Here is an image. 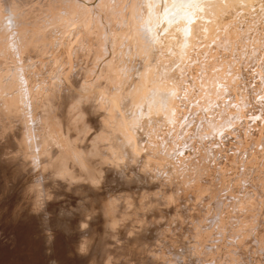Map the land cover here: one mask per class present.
I'll list each match as a JSON object with an SVG mask.
<instances>
[{
  "label": "bare ground",
  "instance_id": "6f19581e",
  "mask_svg": "<svg viewBox=\"0 0 264 264\" xmlns=\"http://www.w3.org/2000/svg\"><path fill=\"white\" fill-rule=\"evenodd\" d=\"M85 3H87L85 0H0V199L5 197L2 203L0 202V220L5 218L6 222H9V218L11 221L10 226L5 230H11L17 221L27 222L29 226L27 245L29 249L37 253V258L34 256L36 259L34 264H82L87 256L85 245L87 246L89 242L102 235L103 243L104 238H110L109 247L119 240L115 245L116 250L122 251H119L118 256H111L115 250L108 249L109 251H104L101 257L103 261L95 260L94 264H102L104 260L105 264H135V261L138 264H162V260L164 262L169 259L168 254L172 255V259L175 258L170 260L169 264H204L210 259L209 264H214V253L215 257H218L216 252L222 255L224 252L221 245L218 248V245L208 243L207 236L212 231L224 229L225 233L227 231L233 234V231L238 229L242 234L241 239L239 237L238 239L242 242L250 236L256 240L254 229H257L256 226L260 228L263 226H259L257 222L255 224V220L253 223L256 226H254L249 218L248 221L247 218H243L244 222L238 220L243 224L237 223L236 220L251 215L253 210L248 208L253 209L255 205H259L255 203L256 201L258 203L259 200L263 201L260 202L259 208L262 207V203L264 204L263 174L260 178L258 174L256 175L258 172H253L258 168L254 170V167L259 165L258 160L262 159L264 162L262 152L264 143L261 144L264 128L258 129L256 123L259 117L255 115L259 112L257 111L259 108L264 112V103L258 101L262 97L257 100V97L254 98L255 96L251 94L256 90V93L260 94L258 89L264 88L262 81L264 78V59L262 58L264 55L262 53L264 51L261 53L264 36L254 38L253 47L249 51L247 49L248 55L244 57L243 54V61L239 60L244 64L237 63V66L233 67L235 69L231 68L234 71L232 76H228L232 73L230 71L231 73L227 75L229 78L225 79L229 62L225 64L227 69L224 68L227 71L224 70V73H221V66L218 67L217 64L215 68L213 63L215 79L212 76L209 78L212 82L216 78L224 77L223 79L227 82L224 85H228L224 88L228 91L224 93L229 94L230 92L233 99L234 96L239 99L241 94L251 106L259 102L256 106L258 109L254 114H250L255 115L256 121L253 118L246 119L241 111V120L237 117L239 121L232 122L230 117L238 111L233 112L231 109L236 107L237 102L231 108H227L224 102L227 103L230 98L228 99L229 95L227 97L224 95L225 99H221L223 103H219L221 100L219 91L215 90L216 87L213 89L215 91L211 89L212 87L209 88L211 90L206 87L207 91H205L202 87V89L198 87L200 86L198 84V89H201L198 90L197 83H193L196 91L203 90L205 93L196 94L194 92L196 94L194 96L190 94L192 101H189L190 99L186 96L187 101L185 97L184 99L180 97L184 107L179 101V96L189 94L188 90L191 86L189 80L193 82L203 77L200 75L201 66H199L201 69L196 67L198 66L195 58L198 55L196 50L199 46L206 49V45H210L211 38L217 34V27L224 31L225 23H231L230 26H232L236 20H239L244 26L242 31L239 30V34H237V29L236 31L229 26L233 32L236 31L235 34L239 35V38L240 36L250 38L253 31L257 33L264 29V0H93L92 7H88ZM71 14H76L77 17L69 20L67 16ZM253 15L262 22L253 21L254 26L248 28L247 23L244 24V22L251 20ZM64 18H68V21L65 19L68 22L66 25L71 26L72 24L70 30L62 28ZM67 31H69L68 35H66ZM248 32L251 34L248 35ZM121 37L127 38V41L125 40L127 44L124 41L126 44L124 48L128 49L129 59L125 60L123 54L122 65H118L117 46L124 43L122 42L124 38L121 39ZM225 38L229 41L228 46L234 47L235 35H226ZM225 43L227 42H223V45ZM131 53L136 55V63L130 61ZM50 54L52 57L47 59L46 56ZM251 63L256 66L252 68ZM95 64L102 67L101 74L91 78V70L94 69ZM220 67L221 70H218ZM194 68L197 72L200 70L197 78ZM204 68H207L205 64ZM208 72L206 76L212 74L211 71V74ZM243 73L248 76L251 73L250 78L245 76L247 77L246 82L240 83L237 87L236 82L243 80V76L240 80L236 79V82H234L235 78ZM252 74H257V78L254 76L257 82L253 80ZM40 75L47 76V78L41 80L45 83L41 84L35 93L29 86L31 81L34 82V79ZM181 76L184 77L180 78ZM206 76L203 77L204 80ZM249 79L253 82L251 83ZM41 81L39 79L37 83ZM207 82L208 78L202 85ZM223 82L224 80L220 83L221 86ZM220 84L217 86L221 87ZM222 91L220 88L221 94H223ZM238 91H240L239 96ZM200 94H205L204 96L209 94L211 98L205 99V97L204 102L199 103V100H203L198 99ZM211 94L219 98L218 102L214 101L217 97L214 98ZM195 96L197 99L194 100ZM193 100L198 105L193 103ZM208 103L217 107L222 106H220L221 109L218 108L220 109L218 114L225 112V118L232 122L227 125L230 124L231 128L233 130L236 128L238 132L233 135L242 138L235 140L236 148L235 146L232 148L233 152L235 149L234 154L236 155V152L241 151L237 158L235 156L237 161L232 158L233 152L230 155L226 154L232 150H226V146L225 148L222 146L223 149H221L217 141L211 142V140V143H203L204 146H199L198 143L203 136H207L208 140L212 139L216 129L220 126L219 121L221 120H218L220 118L218 114L210 115L207 112ZM210 110L212 111L213 108L208 109ZM187 112L189 117L193 115L196 119L193 120L195 128L192 131H194L193 134L196 133L199 142L193 140L192 144L184 138L192 131L189 132L187 128L183 135L180 134L183 131L178 132L180 129L177 131V124L181 125L178 123L179 117H184L180 119L186 120ZM216 116L219 118L217 119ZM190 119L192 120V117ZM188 120L189 118L185 122ZM174 124L176 127H173ZM248 130L257 131L254 132L256 135L259 131L258 137L251 138L257 145L254 147V144L250 143L253 144L252 149L249 148V142H246ZM157 136L161 139H157ZM180 138H183L182 143ZM183 144L187 145V147L184 146L185 150L192 147L191 152H181ZM180 147L182 148L179 149ZM257 147L259 148L256 149ZM259 149H261L260 159L256 151ZM215 156L223 158L224 163L221 164L220 160L218 164V157L215 160L213 158ZM164 158L165 160L167 158L165 163L159 162L160 159L164 161ZM175 161L180 165L188 164L186 167H180L190 170L176 172L180 167L176 168L178 164L175 166ZM15 162H22L28 168H21L19 165L11 168ZM214 162L215 166L212 164ZM211 164L215 167L214 169L211 168ZM227 164H230V167ZM32 168L33 172L24 178L23 175ZM230 169L232 170L230 172L234 171V174L225 175L229 176V181L222 179L221 175ZM191 170L194 171L196 174L194 177L197 176V179L189 176L192 177L189 182L195 180L188 185L185 184L186 181H182V177L187 171V174H191ZM210 172L215 175L211 176ZM15 176L25 181V184L22 189L20 188L19 196L10 200L5 194L11 186L10 183H15L13 181ZM217 176L222 178L219 180ZM205 177L210 180L205 182ZM239 178L244 184H241L242 181ZM249 178H251V183L252 179L257 182L253 185L249 183L250 181L248 182ZM231 179L241 184L240 192L235 189L234 186L237 184ZM29 181L31 182L26 184ZM247 182L251 185L249 186ZM227 186L234 188L228 187L230 190L227 189L225 194L223 190ZM155 189L158 190V195ZM180 189H184L183 200L176 198ZM221 192L224 193V197H220ZM191 193H197L200 198L209 195L210 200L218 197L216 194H219L220 201L217 200L216 203L221 202L219 203L221 208L229 206L231 210L227 212L228 208L223 209L228 214L224 215L223 219L218 214L222 215V213H217L219 209L214 207L218 205L213 206L209 203L211 207L207 211H210L209 215L207 214L209 216L207 220L211 219L214 227H202L206 218H202L199 209L202 206L206 207L204 205L206 201L199 206L196 202V195H191ZM36 198H41L45 202L42 212L32 207ZM226 198L229 199V203ZM187 199L192 201L191 204L188 201V204L193 206L191 211L187 208L189 206H187ZM183 202L186 205H183ZM180 212L188 213L191 225L196 230L195 243L198 254L193 255L190 260H186V257L181 255L177 257L178 253L175 250L178 245L184 248L187 243L185 239L187 234L173 230L175 224L168 226L173 217H177ZM203 212L206 211L203 210ZM192 215L196 218L194 219ZM197 220H202L203 223L198 221L200 223L198 225ZM233 222H236V227L231 226ZM135 224L139 226H134ZM48 228H55L59 232L48 235ZM62 233L64 237L60 236ZM235 233L233 235L237 236ZM260 235H264V232ZM60 237L64 238L63 241ZM100 239L99 237V243ZM143 240L146 245H143ZM95 241L96 248L99 250V247L103 245L100 246L97 240ZM208 244L209 248L206 246ZM239 245L238 243L237 246ZM225 249L231 248L227 246ZM111 251L113 253H110ZM5 252L8 253L6 262L9 258L11 261L12 258V262L16 260L15 264H21L20 258L16 259L19 252L18 247L12 249L7 245L0 247V257ZM201 257H203L202 262ZM74 259H77L76 263ZM249 261L250 264H259L257 258L252 256H249Z\"/></svg>",
  "mask_w": 264,
  "mask_h": 264
},
{
  "label": "rangeland",
  "instance_id": "374dc122",
  "mask_svg": "<svg viewBox=\"0 0 264 264\" xmlns=\"http://www.w3.org/2000/svg\"><path fill=\"white\" fill-rule=\"evenodd\" d=\"M30 1H35V0H30ZM37 1V0H36ZM51 1V0H50ZM87 3H85L86 5L88 4V7H92V3H93V0H85ZM90 1V2H89ZM45 2V1H44ZM54 2V1H53ZM55 2H57V1H55ZM92 2V3H91ZM91 4V5H90ZM75 11V10H74ZM76 14H71L70 16H67L68 18H69V20L70 19H73L74 20V18L75 17H77V15L75 16ZM68 18H64L63 19V24L65 23V25L66 24H68V22H66L65 21V19H67V21H68ZM249 19H251V17L249 18ZM249 23H248V22ZM253 21H255V22H262V21H260V20H258V18L255 16V15H253V17H252V19L251 20H246L245 22H244V24H246L247 26H248V28H251V27H253L254 25L252 24L253 23ZM242 22H240L239 20H236L235 21V24H233L232 26H230V24L231 23H225L227 26H225V24H224V27L226 28V29H228L229 28V26H230V28H234L236 31H237V34H239L238 32H240V31H242L241 29L244 27L242 24H241ZM63 24H62V28L65 30L66 28V30H70L71 29V27H72V24H70L71 26H69V25H66L67 27H65V25L63 26ZM252 24V25H251ZM237 27H236V26ZM249 25H251L250 27H249ZM118 26H120V25H118ZM234 26V27H233ZM117 27V26H116ZM223 27V28H224ZM218 28V29H217ZM216 29H217V34L215 35L214 34V36L211 38V43L209 42V40H208V42H209V44L210 45H206V47L208 48H202V46H199V48L196 50L198 53H196V54H198L197 56H195V58H196V60H197V64L196 65H198V66H196L197 68H199V69H201V71H200V75H203V77H205L206 75H207V70H210L211 71V73L213 74H211L210 73V71L208 72V74H211V75H208V76H206V80H207V78H208V84L207 83H205V84H203V85H207V86H203L202 85V83H204V82H206V80H204V78L201 76V78H203V80L199 77V79H196L195 81H193L192 82V80H189V82L191 81V83H190V87H189V94L188 93H186V95H184V96H182V94H181V96H179V98L180 97H183V99H184V97L186 96V97H188L190 100L189 101H192V96H194V95H196V94H199V93H203L204 91L203 90H205L206 89V87L208 88V90H213V89H215V87L217 88V89H215V90H217V91H219V98H220V100L222 99V100H224L225 98H224V95H226L225 97H227V95H229V96H231V97H229L228 96V99L230 98V100H228L227 101V103L228 102H230V103H226V101L224 102V105L225 106H227V108H231L233 105H234V103L235 102H237V104L235 103V105H236V107H240V104L243 106H241L239 109L238 108H236L235 106L231 109L233 112L234 111H238L236 114H235V112H234V114H233V116H231L230 117V119L232 118V122H234V123H236V122H238L239 120H241V117H242V115H240V112L242 111V114L246 117V119L247 118H253L254 119V117H255V115H256V117L259 119L257 122L258 123H256V126L258 127V129L259 128H261V127H263L264 128V112L263 111H260V108L258 109L256 106L259 104V102H256V103H258V104H255V103H253L252 104V106H251V104L249 103V101L247 100H245V98L243 99V96L240 94V96H239V92L240 91H238V93H237V95L239 96V99H237L236 98V96H234L235 98L233 99V95H230V92H228L229 94H225L224 93V91H228V89L226 90V89H224V88H226V86L228 87V85L226 84V85H224V83H227L226 82V80L225 79H228L229 77L228 76H232V74H233V69H235V68H233L234 66L236 67L237 66V63H241L243 60V58L245 57V55L247 54L248 55V53H247V49H248V51H249V49L251 48V47H253V40H254V38H259V37H262V36H264V29H261V30H259V32H257V33H255L254 31H253V29H252V31H253V34L251 35V37L250 38H248V37H241L240 36V38L238 37L239 35H237V34H235L236 33V31H234L233 32V30L232 29H228V30H226L225 28H224V31H223V29L222 28H220V27H217ZM219 29H220V31L221 32H224L223 34L219 31ZM222 29V30H221ZM240 30V31H239ZM121 31H123V30H121ZM220 32V33H219ZM225 32H227V34H225ZM230 32V33H229ZM65 33V32H64ZM68 33H69V31H67L66 32V35H68ZM218 33H219V37L217 36L218 35ZM229 33V34H228ZM104 34V33H103ZM230 34H234L235 35V38H233V41H234V43L233 44H235V45H233L234 47H229L228 46V44H229V41H226L227 39L225 38L226 37V35H230ZM249 34H251L250 32H248V35ZM65 35V34H64ZM222 35V36H221ZM221 36V37H220ZM218 39H217V38ZM124 38V39H123ZM220 38V39H219ZM226 40H225V39ZM121 39H123V41L122 42H124L125 40L127 41V38H125V37H121ZM214 39H215V41H216V43H215V41H214ZM239 39V40H238ZM213 40V41H212ZM218 40V41H217ZM246 40V41H245ZM125 41V42H126ZM125 42L124 43H122L121 44V46L119 45V46H117L118 48V52H117V54H116V58H117V62H119V64L118 65H122V59H121V57H122V55L124 54V58H125V60H127L128 61V59H129V57L127 56V52H128V49H125L124 48V46L127 44V42H126V44H125ZM214 42V43H213ZM223 42H227V43H225L224 45H223ZM206 43V42H205ZM241 43V44H240ZM254 43H256V42H254ZM204 44V43H203ZM208 44V43H207ZM212 44H213V46H212ZM252 44V45H251ZM64 45H66V43H64ZM201 45V44H200ZM240 45V46H239ZM249 45V46H248ZM203 46H205V44L203 45ZM65 47V46H64ZM120 47H121V49H120ZM242 47V48H241ZM203 50H202V49ZM232 48V49H231ZM233 48H234V50H233ZM199 49H201V50H199ZM211 49V50H210ZM237 49H238V51H237ZM120 50H121V52H120ZM204 51L203 53L202 52H199V51ZM209 50V51H208ZM213 50V51H212ZM219 50V51H218ZM233 50V51H232ZM208 51V52H207ZM211 51H212V53H211ZM232 51V52H231ZM264 51V44H263V46H262V51H261V53ZM62 53H63V51H61ZM217 52V53H216ZM219 52H220V54H219ZM239 52H241V53H239ZM246 52V53H245ZM199 53H201V55L199 54ZM211 53V54H210ZM135 54H136V52H135ZM134 53H131L130 54V61L132 62V63H136V59H137V57H136V55H135ZM195 54V55H196ZM202 54H204V55H202ZM243 54H244V57H243ZM263 55H264V52L262 53ZM200 55V57H198ZM207 55V56H206ZM239 55V56H238ZM109 56V55H108ZM108 56H106V57H108ZM125 56H127V57H125ZM134 56H135V59H134ZM185 56V55H184ZM203 56V57H202ZM205 56V57H204ZM211 56V57H210ZM236 56V57H235ZM240 56H242V57H240ZM52 57V55L50 54V55H48V56H46V58L47 59H50ZM214 57H218L217 59L216 58H214ZM109 58V57H108ZM135 60H133V59ZM197 58H200V59H197ZM201 58H203L202 60H201ZM209 58V60L210 61H208V60H206V59H208ZM213 58V59H212ZM222 58V59H221ZM238 58V59H237ZM263 59H264V57H262ZM105 59H107V58H105ZM133 61H132V60ZM200 60V61H199ZM214 60V61H213ZM217 60V62H215ZM223 60V61H222ZM227 60V61H226ZM235 60V61H234ZM239 60H242V61H239ZM204 61H206V62H204ZM207 61H208V63H207ZM219 61H220V63L222 64H220L219 63ZM231 61V62H230ZM200 62H201V64H200ZM211 62H212V64H211ZM230 64H229V63ZM11 63V62H10ZM35 63V62H34ZM215 64V68L217 67V64H218V67L219 66H221L222 67V70H221V67L220 68H218V70H221V73H224L223 71L224 70H226L227 69V67H226V65L227 64H229L228 65V72H227V74H225V79H223L224 77H219V78H216V80H212V82H211V80L209 81V78H211L210 76H212L213 78L215 77L214 75H215V69L213 68L212 69V67H214L213 65ZM227 63V64H226ZM254 63H256V62H254ZM254 63H251L250 64V66L252 67V68H254V66H256V64H254ZM97 64V63H96ZM94 65V69H92L91 70V75H90V77L92 78V77H94L95 75H99L100 76V74H101V69H102V67H100V65L98 64V65ZM204 64H205V66L207 67V68H204ZM207 64H208V66H207ZM226 64V65H225ZM244 63L242 62L241 63V65H243ZM27 65H29V64H27ZM223 65H225V66H223ZM102 66V65H101ZM199 66H201V68L199 67ZM195 67V68H196ZM210 67V68H209ZM226 69H225V68ZM100 68V69H99ZM195 68H194V70H195ZM196 68V69H197ZM224 68V69H223ZM231 68H233V69H231ZM206 69V70H205ZM93 70H95L94 72H92ZM203 70V71H202ZM226 70V71H227ZM97 71V72H96ZM98 71H99V73H98ZM196 72H197V70H195ZM199 71L196 73L197 75L195 76L196 78L198 77V73H199ZM205 71V72H204ZM212 71H214V72H212ZM225 71V72H226ZM232 73H231V72ZM201 72H203L202 74H201ZM98 73V74H97ZM194 73V74H195ZM229 73H231V75L229 74ZM255 73V72H254ZM257 73V72H256ZM206 74V75H205ZM229 74V75H228ZM246 74V73H245ZM183 75H185L184 73H183ZM205 75V76H204ZM228 75V76H227ZM250 75H251V73H250ZM249 75V76H250ZM242 76H243V80H240V77H241V79H242ZM245 76H248L247 74L246 75H244V73L242 74V75H238V77L237 78H235V81L234 82H236V79H238L239 78V80H237V81H239V82H236L237 83V87H239V85H240V83H243V82H246L245 80L247 79V77H245ZM248 76V77H249ZM252 76L254 77V76H256V78H257V74L256 75H254V74H252ZM182 77H184V76H181L180 78H182ZM228 77V78H227ZM245 77V78H244ZM43 78H47V76H43V75H40V76H38V77H36L35 79H34V82H33V80L31 81V83H30V86L29 87H32L33 88V92H37V90L40 88V86H41V84H43V83H45L44 82V80L43 81H41ZM250 78V77H249ZM39 79H40V81L41 82H39V83H37L38 81H39ZM215 79V78H214ZM224 80V82L222 83V86H221V82ZM252 80V79H251ZM253 80H255V82H257V79H255V77H254V79ZM199 81V82H198ZM218 81H221L220 83L218 82ZM228 81V80H227ZM249 81H250V79H249ZM262 81H263V84H264V78L262 79ZM211 82V83H210ZM215 82V83H214ZM217 82V83H216ZM251 83L253 82V81H250ZM34 83H35V85H34ZM193 83H197L196 84V88L198 89V87H202L203 88V90L200 92H198V90H201V89H198L197 91L195 90V87H194V85H192ZM212 83H214V84H212ZM239 83V84H238ZM198 84L200 85V86H198ZM212 84V85H211ZM216 84V85H215ZM220 84V86L221 87H219V86H217V85H219ZM254 84H257V83H254ZM262 84V85H263ZM38 85V86H37ZM208 85H211V86H209L208 87ZM198 86V87H197ZM264 86V85H263ZM192 87H194L193 89L195 90V91H192L193 89H192ZM210 87H212L211 89H209ZM214 87V88H213ZM223 87V88H222ZM35 88V89H34ZM220 88L223 90L222 92H223V94H221V92H220ZM219 89V90H218ZM262 89V90H261ZM263 89L264 88H260V90L258 89V93H260V94H257L256 92H257V90L256 91H252L251 92V94L253 95V96H255L254 98H256L257 97V100H258V98L260 99L261 97L263 98V100H262V98L260 99V100H258V101H262L263 103H264V96H263ZM215 90H213V91H215ZM190 91H191V93H190ZM205 91H207V90H205ZM261 91H262V93H261ZM185 92H186V90H185ZM184 92V93H185ZM193 92V93H192ZM196 94H195V93ZM198 92V93H197ZM209 93L211 92V91H208ZM205 93V92H204ZM212 93V92H211ZM215 94L217 93V92H214ZM190 94L192 95V96H190ZM215 94H211V96L213 97V95H214V98L215 97H217ZM217 94V95H218ZM205 94H200V95H198L199 97H198V99H203V98H205V99H207V98H211L210 97V95L208 94V96H204ZM207 95V94H206ZM221 95H223V98H221ZM259 95H261V96H259ZM204 96V97H203ZM185 97V100L187 101V99L188 98H186ZM201 97V98H200ZM195 98H196V96L195 97H193V99L195 100ZM219 98L217 97V98H215L214 99V101H216V102H218V100H219ZM240 98H242V100H240ZM197 99V98H196ZM233 99V100H232ZM235 99H237V101H234ZM180 100H182L181 98L179 99V101ZM193 100V103L195 102ZM209 101L211 100V99H208ZM213 100V99H212ZM219 101V103H223V101ZM227 100V99H226ZM239 100V101H238ZM245 100V101H244ZM255 100V99H254ZM204 102V99L203 100H199V103L201 102V103H203ZM213 101V102H214ZM241 101H242V103H244V105L241 103ZM182 101H180V103H181ZM208 102V101H207ZM212 102V103H213ZM215 102V105H217V103ZM248 102V103H247ZM188 103H192V102H188ZM206 103V102H205ZM205 103H204V105H205ZM218 103V104H219ZM181 104H183V103H181ZM195 104H197L196 102H195ZM194 104V105H195ZM209 104V103H208ZM227 104V105H226ZM249 104V105H248ZM198 105V104H197ZM200 105H203V104H200ZM211 104H209V106H210ZM214 105V104H213ZM213 105H211V107H209V106H207V104H206V106H207V112H209V114L210 115H212V114H218V112H219V110L221 109V105H219L218 107L217 106H213ZM229 105V106H228ZM248 105V106H247ZM185 105L183 104V107H184ZM196 106V105H195ZM213 106V107H212ZM221 106V107H220ZM224 106V107H225ZM180 108H182V106L180 105ZM212 109L213 108V110L211 111H208V109ZM218 108H220L219 110H218ZM227 108H224V109H226V110H230V109H227ZM235 108V109H234ZM248 108H250V110H248ZM254 108V109H253ZM234 109V110H233ZM256 109H258L257 111H259L258 113H255V111H256ZM245 110H247V111H245ZM200 111V110H199ZM214 112V113H213ZM261 112V113H260ZM255 113V115L253 116H251L250 114H254ZM224 114H226L225 112H222V113H220V114H218V116L220 117H217V119L218 120H221V121H219L220 123H219V125L220 126H218V128L216 129V131H215V133H214V137H212V139L211 138H209V140H208V138H207V136H203L202 137V139H201V141L199 142V141H197V135H196V133L195 134H193V132L194 131H192L194 128H195V123H194V121L193 120H196V119H194V117H193V115L192 116H190L189 117V113L187 112V116H185V119L187 120L188 118H189V120H190V122H189V120L187 121V122H185L186 120H182V119H184V117L182 118L181 116V118L182 119H180V117H179V119H178V123H180L181 125H179L178 126V124H177V127H178V129H177V131L178 132H180V131H183V132H180V134L181 135H183L184 133H185V131H187V128H188V131L190 132V131H192V133H190L188 136H186V137H184V138H187V140L189 141V142H191V144L193 143V140H196L197 142H199L198 144H200L199 146H201L202 147V145H203V143H211V142H213V140L214 141H217L216 143H220L219 145H220V147H221V149H223V148H225V146H226V150H229V151H231L232 150V148H233V146H235L234 148H236V145L237 144H235V140H237L238 138H241V137H237V136H235V135H233V134H237L238 132H237V130H236V128L233 130V128H231V125L230 124H232V122L231 121H228L226 118H225V116H224ZM238 114V115H237ZM246 114V115H245ZM262 114V115H261ZM209 115V116H210ZM240 115V116H239ZM248 115H250V116H248ZM182 116H183V114H182ZM235 116H236V118H235ZM187 117V118H186ZM192 117V120L190 119ZM222 117V118H221ZM237 117H238V119H239V117H240V119L238 120L237 119ZM260 117L263 119H260ZM235 118V121L233 120ZM236 119H237V121H236ZM181 120H182V122H181ZM223 120V121H222ZM255 121L257 120V119H254ZM261 120V121H260ZM184 121V122H183ZM253 120L252 119H250V122L251 123H253L252 122ZM230 122V124H228L227 125V123H229ZM260 122H261V124H260ZM189 123V124H188ZM226 125H225V124ZM241 123H243V121L241 122ZM255 123V122H254ZM187 124V125H186ZM260 124V125H259ZM184 125H186V126H184ZM226 127H225V126ZM230 125V126H229ZM182 126H184V127H182ZM233 126V125H232ZM241 126V125H240ZM173 127H176V125L174 124L173 125ZM182 128H184V129H182ZM225 128V129H224ZM244 128V127H243ZM182 129V130H181ZM231 129V130H230ZM224 130H226V131H224ZM236 130V131H235ZM223 131V132H222ZM249 131V132H248ZM247 132H248V134H247V132H246V142H249V144L250 143H253V144H250V146H249V144H248V146H249V148H253V146L254 147H256L257 145L255 144V140H253L255 137H258V133H259V131H258V133H257V135L255 134L257 131H253V130H248ZM253 131V134L251 133ZM177 132V133H178ZM217 132V133H216ZM221 132H222V134H221ZM234 132V133H233ZM236 132V133H235ZM255 132V133H254ZM219 134V135H218ZM252 134V135H251ZM256 136H255V135ZM262 134H263V136H264V130L262 131ZM222 136V137H221ZM229 136V137H228ZM262 136V138H261V141H262V139H263V142H261V144H263L264 143V137ZM180 137V136H179ZM157 139L158 138H160L159 136H157L156 137ZM228 138V139H227ZM233 138V139H232ZM236 138V139H235ZM249 138V139H248ZM251 138H253V139H251ZM161 139V138H160ZM162 139L164 140V137H162ZM190 139V140H189ZM219 139V140H218ZM226 139V140H225ZM242 139V138H241ZM182 140H183V138H180V141H181V143H182ZM212 140V141H211ZM252 140V141H251ZM165 141V140H164ZM207 141V142H206ZM211 141V142H210ZM218 141H220V142H218ZM231 141V142H230ZM245 141V140H244ZM223 142H224V144H223ZM238 143V142H237ZM186 145V144H185ZM184 144L183 145H181L182 147H180L179 149H181V152H184V151H186V152H191V148L189 149H187L186 148V150H185V146ZM229 145V146H228ZM231 145V146H230ZM253 145V146H252ZM256 145V146H255ZM204 146V145H203ZM222 146H223V148H222ZM186 147H187V145H186ZM229 147H230V149H229ZM263 147H264V145H263ZM259 147H257L256 149H258ZM261 148V147H260ZM183 150V151H182ZM225 150V151H226ZM257 151V153H258V155H257V157H258V159H260L261 158V154H260V151H261V149H259V150H256ZM179 152H180V150H179ZM233 152V150L231 151V152H227L226 154H228L229 153V155L231 154ZM263 152V155H264V151H262ZM185 153V152H184ZM235 153V149H234V152H233V154H231L232 155V158H234V160L235 161H237L236 159H235V156H236V158H237V156L241 153V151L238 153V152H236L237 153V155L236 154H234ZM163 154V153H162ZM174 155V154H173ZM226 156V155H225ZM218 157V156H217ZM216 156L215 157H213L214 158V160H215V158H217ZM220 157V156H219ZM217 158V162H218V164H220V160H221V164H223L224 163V160H223V158ZM156 159H159V158H156ZM166 160H167V158H166ZM166 160H165V158H164V161H163V159H160L159 160V162H166ZM170 160V159H169ZM245 160H246V158H245ZM261 161V162H260ZM261 163H263V164H261ZM174 164H175V166L178 164L176 161L174 162ZM213 165L215 164V162L214 163H212ZM212 164L210 165V166H212ZM257 164H259L261 167L263 166L264 167V162H262V159L261 160H258V162H257ZM17 165H19L21 168H28V167H26L25 166V164H22V162H15L12 166H11V168H15ZM186 165H188V164H186ZM186 165L184 164V165H180V163L176 166V168H179L180 166H184V167H186ZM229 167H230V164H227ZM259 165H257L256 167H254V170H256L255 168H257V170L256 171H253V172H258V173H256V175L258 174L259 175V177L261 178V174H263V176H262V178H264V171H262V170H264V168L262 167V168H260V166ZM215 166V165H214ZM214 166H212L211 168H215ZM184 167H180L179 168V170L177 169V171L176 172H183V170L185 171L186 169H188V170H190L189 168H186V169H184ZM209 167V166H208ZM260 168V170L258 171V169ZM209 170H210V167L208 168ZM212 170V169H211ZM192 171V173L191 174H187L188 173V171H187V173H186V175H183V174H181V175H183V177H182V181L184 180V182H185V184H191L192 182H194L193 180H195V179H193V180H190V182H189V179L191 178L192 179V177H189V176H193V178H196L197 176H195L194 177V175H196L195 173H194V171L193 170H191ZM230 171H232L231 169L227 172V173H225V174H223V175H221L220 177L219 176H217V179H219L220 180V178H222V179H225V180H227V181H229V176H225V175H232L231 173H233L234 174V171L233 172H230ZM33 172V168L31 169V170H28L27 171V173L26 174H24L23 175V177L24 178H26L25 176H27V175H30L31 173ZM230 172V174H228ZM178 173V174H179ZM189 173H190V171H189ZM260 173V174H259ZM180 175V174H179ZM210 175L211 176H214L215 174H213V173H211L210 172ZM257 175V176H258ZM206 176V175H205ZM257 176H256V178H257ZM254 178V177H253ZM256 178H254V179H256ZM197 179V178H196ZM205 179V182L208 180H210V179H208V178H204ZM240 179V178H239ZM242 182H241V184H244L243 183V180L242 179H240ZM13 181L15 182V183H10L11 184V186H10V188H9V190L7 191V193L5 194L6 196H7V199H16L17 198V196H19V194H20V190L24 187V184H25V181H23V180H19L16 176L13 178ZM231 181H233L234 183H236L237 184V186H234L235 187V189H237V191L238 192H240L241 190H240V183L239 182H237V181H234V179H231ZM250 181V182H249ZM31 181H29V182H27L26 184H29ZM248 182L249 183H251V178H249V180H248ZM247 182V184H249ZM257 181L255 180H253L252 179V183H253V185L256 183ZM251 183V184H252ZM188 184V185H189ZM251 184H249V186L251 185ZM252 185V186H253ZM187 186V185H186ZM229 187V186H227L226 188H225V190H223L224 191V193L226 194V190L227 189H229V188H234V187ZM244 186V185H243ZM251 186V187H252ZM229 187V188H228ZM21 188V189H20ZM230 190V189H229ZM222 191V192H223ZM228 191V190H227ZM158 190L157 189H155V193H156V195H158ZM183 192V193H182ZM222 192L220 193V197L222 196V197H224L223 195H224V193L222 194ZM242 193V192H241ZM193 194H195L196 195V202H197V204H199V206H201L202 204H204V202H205V204L204 205H206V207L205 206H202L200 209H199V212H200V214H201V216H202V218H206V220H204V219H202V220H204L205 221V223H203V221L202 220H197L196 222V224H198V225H200V223H203V225H202V227H209V228H212V227H214V224L212 223V220L211 219H208L207 220V218L209 217L208 215H209V212H207L208 210H209V208L211 207L210 205L211 204H213V206L216 204V205H218V206H214V207H216L217 209H219V210H217V213L218 212H221L222 213V215L220 214V213H218L219 215H220V217H222L223 219H224V215H228V214H226L227 212H229L228 210H231V208H228L229 206H227L228 205V203H229V199H227V202L228 203H226L225 205L227 206V212L225 213L224 212V210L223 209H225V208H221L220 207V205L221 204H219V203H221V202H219L218 204L216 203V202H218L217 200H219L220 201V199H218V197H219V194H216V195H218V197L216 196V198L214 197V199L213 200H210V196L209 195H204L203 197H199V195H197V193H191V195H193ZM187 197H188V195H186ZM185 197V195H184V189H180L179 190V192H178V195L176 196V198H177V200L180 198L181 200H183V198ZM199 197V198H198ZM263 197H264V194H263ZM5 198V197H4ZM4 198L2 197L1 199H0V202L2 203V201L4 200ZM24 198V197H23ZM23 198L22 199H20L19 201L21 202L22 200H23ZM189 198V197H188ZM190 199V198H189ZM209 199V200H208ZM223 200H224V198H222ZM37 200H38V202H37ZM43 199H41V198H36L35 200H34V202L32 203V207H33V209L34 210H36V211H39V212H42V210H43V208L45 207V202L44 201H42ZM199 200V201H198ZM263 200H264V198H263ZM41 201V202H40ZM189 200L187 199V208H188V210L189 211H191L192 210V208H193V206H191L190 204H191V202L192 201H189L190 202V204H188L189 202H188ZM203 201V202H202ZM211 201H215V203H213V202H211ZM225 201V200H224ZM73 202V201H72ZM260 202H263V201H260L259 200V203H258V201H256L255 203H257V204H259L260 205ZM0 203V204H1ZM209 203H210V205H209ZM254 203V204H255ZM183 205H186L185 204V202H183L182 203ZM38 205V206H37ZM259 205H255V210H254V208L253 209H251V208H248L249 210H253L251 213V215H248L247 217L245 216V217H242V218H237V220H236V222L238 223L239 221H241V222H244L243 221V218L244 219H246L247 218V221H248V218H249V221H251L252 223H253V221H254V223L256 224V222H257V224H259V226H263V227H258V226H256L254 223V226H256L257 227V229L255 230L254 229V233H255V235H256V240L253 238V236H250V237H248V239H244L243 240V242L241 241V240H239L238 239V237L241 239V232H240V230L238 231V229H237V231L235 230V231H233V234L235 233V234H237V232H240V233H238L237 234V236H234L233 234H232V232H230V233H228L227 231H226V233H225V230L223 229H220V231H212L211 233H210V235L209 236H207V238H208V243L209 242H211L213 245H215V246H217L218 245V248H219V246L221 245L223 248V252H224V254L222 255V253L221 254H219L218 252H216V255H218V257H215V253H214V255H213V259H214V264H250V261H249V256H252V257H254V258H257V262H259V264H264V254H263V250H264V235H260L261 233L263 234V232H264V211H263V207H264V204L262 203V207L261 208H259L258 206ZM204 208V209H203ZM261 210H259V209ZM263 208V209H262ZM204 211H206L205 213L203 212V210ZM201 210V211H200ZM255 211V212H254ZM262 211H263V214H262ZM259 212V213H258ZM208 214V215H207ZM258 214H259V216H258ZM207 215V216H206ZM256 215V216H255ZM193 217H194V215H192ZM206 216V217H205ZM192 217V218H193ZM226 217V216H225ZM196 217H194V219H195ZM257 218V219H256ZM240 219V220H239ZM13 220H14V218H13ZM211 220V221H210ZM235 220V219H234ZM233 220V221H234ZM239 220V221H238ZM8 221L9 222H6V219L5 218H2L1 220H0V247H2V246H4V245H7L10 249H12V248H14V247H18L19 248V252H18V257L16 256V259L17 258H20V260H21V264H34L35 263V260L36 259H34V256H35V258H37V256H36V252H34V251H32L31 249H29L30 247L27 245V241H28V233H27V229H28V224H27V222L26 221H24V220H22V221H17L16 223H15V225H14V227L11 229V230H9V231H7V230H5L6 228H8L9 226H10V220H9V218H8ZM192 221H193V219H192ZM200 223H199V222ZM202 221V222H201ZM246 221V222H247ZM236 222H233L232 223V225L231 226H233L234 225V227H236L237 225H236ZM191 220H190V217H189V215H188V213H186V212H180L179 213V215L177 216V217H173V219H172V221L170 222V223H168V226L169 227H171V226H173V224H175V226H173V230H178V232H183V233H186L187 234V238H185L186 239V245L184 246V248H183V246H181V245H178L177 247H175V250H176V252L178 253V255H177V257H179V255H181L182 257L183 256H185L186 257V260H190V258L191 257H193V255H197L198 253H197V250H196V248H197V244L195 243L196 242V240H197V237H196V235H195V232H196V230H194L193 229V227H192V225H191ZM194 224H195V221L193 222ZM209 223V225H207ZM240 223V222H239ZM248 223V222H247ZM81 224V223H80ZM240 224H243V223H240ZM134 226H139V224H135ZM156 226H158V225H156ZM165 226H167V225H165ZM127 227H129L128 226V224H127ZM32 228H34V227H32ZM164 229H165V227H163ZM224 228V227H223ZM259 228V229H258ZM263 229V230H262ZM86 230H88V228L86 229ZM20 231V232H19ZM25 231V232H24ZM47 231H48V235H54V234H56L57 232H59L57 229H55V228H48L47 229ZM78 231H81V230H78ZM50 232V233H49ZM261 232V233H260ZM74 233V232H73ZM72 233V234H73ZM75 234V233H74ZM73 234V235H74ZM259 234V235H258ZM64 234L62 233L60 236H63ZM26 237V238H25ZM64 237V236H63ZM101 238L100 240V243L98 242V238ZM102 237H103V235L102 236H98V237H96L97 239H95V240H97V242L100 244V246L101 245H103V246H101V247H99V250L96 248V245H95V240H93L94 241V243H92L93 241H91V242H89V243H91V244H93V245H91V244H89L88 242V245L86 246L85 245V249H86V253H87V256L85 257V259H83V262H82V264H94V262L93 261H95V260H102V258L101 257H103V254H104V251H109V250H115L117 253H115V251H114V253H113V251H111L110 253H113V254H111V256H114V255H116V256H118L119 254V251H122V250H120V249H117L116 250V247L117 246H115L116 245V243H118L119 242V240H118V242H116L115 241V245H113V246H111V247H109V245H108V242L110 241V238H108V237H106V239L104 238V243L102 242L103 240H102ZM202 237V236H201ZM80 238V237H79ZM116 238H117V236H116ZM62 239V240H61ZM63 239L64 238H61L60 237V240L61 241H63ZM113 238L111 237V240H112ZM118 239H119V237H118ZM114 240H115V238H114ZM259 240H263L262 242H260ZM106 241V242H105ZM154 241V240H153ZM241 241V242H240ZM143 245H146V243H145V241L143 240ZM258 242V243H257ZM102 243V244H101ZM105 243H107L106 244V246H104V244ZM210 243V244H211ZM222 243H224L225 244V246H224V244H222ZM238 243L240 244L239 246H237L238 245ZM260 243H262L261 245H260ZM97 244V243H96ZM98 245V244H97ZM201 246V245H200ZM207 247L209 246V244L208 245H206ZM205 246V247H206ZM227 246H230V248L231 249H225ZM88 247H90L89 249H88ZM102 247H105L106 248V250H105V248H102ZM100 248H102V250L100 249ZM209 248V247H208ZM104 249V250H103ZM109 249V250H108ZM224 250H226V251H224ZM89 251V252H88ZM22 253V254H21ZM109 253V254H110ZM32 254V255H31ZM118 254V255H117ZM7 255H8V253L7 252H5V254L2 256V257H0V264H13V262H12V258H11V261H9V259H8V261L6 262V257H7ZM88 255H90L91 257H89ZM169 255V259H167V260H165L164 262H163V260L161 261L162 262V264L163 263H167V264H169V261L170 260H174L175 258H173L172 259V255L171 254H168ZM115 256V257H116ZM134 256H137L136 254H134ZM257 256V257H256ZM12 257V256H11ZM31 258V259H30ZM91 258V259H90ZM106 258H107V256H106ZM124 258V257H123ZM14 259V258H13ZM105 259V258H104ZM109 259V258H108ZM119 259H121L122 260V258H119ZM15 260V259H14ZM33 260V261H32ZM201 262L203 261V257H201ZM216 260V261H215ZM30 261V262H29ZM75 263H76V261H77V259H74L73 260ZM86 261V262H85ZM103 261V260H102ZM211 262V259L210 260H206L205 262H206V264H209L210 262ZM6 262V263H5ZM15 262H16V260H15ZM15 262H14V264H15ZM119 262V261H118ZM121 262V261H120ZM119 262V263H120ZM205 262H204V264H205ZM43 264V263H42ZM53 264H55V263H53ZM95 264H97V263H95ZM102 264H105V260H104V262L102 263ZM135 264H138V262H136L135 261Z\"/></svg>",
  "mask_w": 264,
  "mask_h": 264
}]
</instances>
